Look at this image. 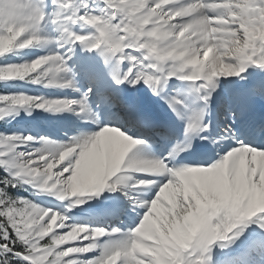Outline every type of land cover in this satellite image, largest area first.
Listing matches in <instances>:
<instances>
[{"label":"snow or ice","instance_id":"1","mask_svg":"<svg viewBox=\"0 0 264 264\" xmlns=\"http://www.w3.org/2000/svg\"><path fill=\"white\" fill-rule=\"evenodd\" d=\"M0 264H264V0H0Z\"/></svg>","mask_w":264,"mask_h":264}]
</instances>
